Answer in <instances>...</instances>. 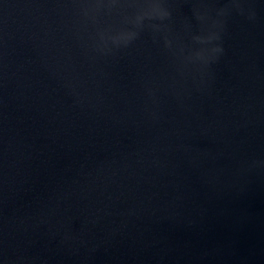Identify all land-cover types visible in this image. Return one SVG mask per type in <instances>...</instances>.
<instances>
[{"label":"water","instance_id":"1","mask_svg":"<svg viewBox=\"0 0 264 264\" xmlns=\"http://www.w3.org/2000/svg\"><path fill=\"white\" fill-rule=\"evenodd\" d=\"M0 264H264V0H0Z\"/></svg>","mask_w":264,"mask_h":264}]
</instances>
